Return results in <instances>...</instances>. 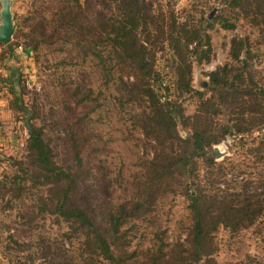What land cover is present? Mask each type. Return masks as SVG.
Masks as SVG:
<instances>
[{
    "label": "rangeland",
    "instance_id": "1",
    "mask_svg": "<svg viewBox=\"0 0 264 264\" xmlns=\"http://www.w3.org/2000/svg\"><path fill=\"white\" fill-rule=\"evenodd\" d=\"M106 1L8 0L16 28L6 44L0 43V78L7 74L6 66L17 67L23 103L34 113L32 122L50 147L51 161L75 176L69 203L83 207L108 238L106 213L135 195L148 177L147 162L157 148L136 122L135 113L145 102L124 91L133 69L113 53L111 29L122 24L124 3L146 15L138 21L144 27L139 37L148 38L146 48L154 53L155 75L149 85L161 99L180 103L184 115H190L197 101L173 89L172 54L161 28L165 32L174 19L207 35L208 59L191 67L194 90L204 89L208 72L232 63L230 40L243 36L250 45L248 76L261 84L264 0L233 10L225 8L222 0ZM220 20L233 26L223 28ZM10 98L0 80V264H80V238L52 213L47 185L25 174L30 167L27 134ZM177 129L180 136L189 132L187 126ZM226 144L213 147L217 159L228 155ZM167 150L173 155L180 147L172 144ZM167 182L155 194L151 210L128 218L122 227L118 243L123 245L124 264L142 257L154 231H159L167 248L184 243L187 201L175 179ZM213 240L215 264H264V213L236 233L219 227ZM134 264L150 263L140 259Z\"/></svg>",
    "mask_w": 264,
    "mask_h": 264
},
{
    "label": "trees",
    "instance_id": "2",
    "mask_svg": "<svg viewBox=\"0 0 264 264\" xmlns=\"http://www.w3.org/2000/svg\"><path fill=\"white\" fill-rule=\"evenodd\" d=\"M222 1L225 8L233 10L250 7L256 0ZM102 2L107 4L106 0ZM139 16L146 17L129 2L124 3L123 22L111 29L112 48L133 69V79L124 83V91L145 102V107L135 113L136 122L157 148L152 161L147 162L148 177L143 184L139 183L135 195L106 213L108 238L83 207L69 203L75 176L68 168L51 161L50 147L40 127L32 122L34 113L23 103L18 69L6 66L7 74L0 80L11 96L10 107L18 113L27 134L25 146L30 167L25 174L29 180L40 179L47 185L53 200L52 213L80 238V264H124L125 257L120 252L123 245L118 241L126 220L150 211L155 194L164 190L168 180L175 179L178 192L187 201L184 243L167 248L159 231H154L142 257L136 261L215 264L213 233L219 227L236 233L253 225L264 213V83L256 84L248 76L250 45L249 38L243 36L230 40L232 63L208 72L204 89L194 90L190 83L191 67L208 59V38L197 26L171 19L168 29L165 27L164 32L161 28V33L172 54L173 89L179 95L194 96L197 101L194 112L184 115L180 103L167 97L161 99L148 83L155 75L154 53L146 48L148 38L139 37L140 28L144 29ZM219 22L223 28L233 26L227 21ZM15 28L14 23L11 36ZM148 29L147 26L146 33ZM177 126H187L189 132L180 136ZM225 141L228 155L217 159L213 147ZM172 144L180 150L170 155L167 148ZM245 172L247 177L243 178Z\"/></svg>",
    "mask_w": 264,
    "mask_h": 264
},
{
    "label": "water",
    "instance_id": "3",
    "mask_svg": "<svg viewBox=\"0 0 264 264\" xmlns=\"http://www.w3.org/2000/svg\"><path fill=\"white\" fill-rule=\"evenodd\" d=\"M12 17L8 0H0V43L6 44L12 32Z\"/></svg>",
    "mask_w": 264,
    "mask_h": 264
}]
</instances>
